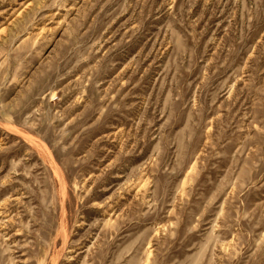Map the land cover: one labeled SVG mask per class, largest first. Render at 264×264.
I'll list each match as a JSON object with an SVG mask.
<instances>
[{"label":"rangeland","instance_id":"374dc122","mask_svg":"<svg viewBox=\"0 0 264 264\" xmlns=\"http://www.w3.org/2000/svg\"><path fill=\"white\" fill-rule=\"evenodd\" d=\"M0 264H264V0H0Z\"/></svg>","mask_w":264,"mask_h":264}]
</instances>
